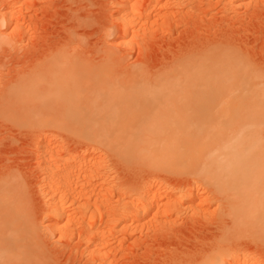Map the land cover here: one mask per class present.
Wrapping results in <instances>:
<instances>
[{
    "label": "rangeland",
    "instance_id": "374dc122",
    "mask_svg": "<svg viewBox=\"0 0 264 264\" xmlns=\"http://www.w3.org/2000/svg\"><path fill=\"white\" fill-rule=\"evenodd\" d=\"M20 1L28 2L20 6V16L0 30V92L22 73L26 75L28 68L31 71L51 53L62 51L65 44L66 51L82 53L91 62L112 53L116 62L112 61L111 69L125 77L135 67L156 72L174 58L190 55L209 44L216 46L213 50L219 47L221 52L235 47L264 73V0H160L156 7H148L149 17L137 22L141 25L137 27L140 33L136 39L130 31L120 33L118 0ZM140 1L148 4V0ZM7 11V0H0V17L6 19ZM23 21L26 26L22 29ZM109 28H115L114 37L106 31ZM1 97L0 93V105ZM86 97L74 100L72 109L77 110L76 114L86 110V104L93 109L99 106L101 111L112 104L106 95ZM139 99H115L114 108L131 113L120 118L116 131V123L98 114H75L77 117L68 118L56 112L48 117L28 111L18 115L10 110L6 117L0 113V173L15 170L23 176L28 208L36 225L33 227L45 249L55 256L57 264H169L175 259L197 260L209 249H223L224 243L230 241L226 246L230 245L231 251L226 248L227 252H234L236 246L249 256L243 257L244 264H264L261 211L248 207V211L241 208L230 212L227 202L218 199L216 191L182 170L183 143L175 137H184L180 128L184 123L176 115L191 105L188 99L177 101L169 109L167 106V115L157 121L148 120L149 116L141 118L134 112L151 109L153 113L158 105L162 107V102L156 101V106H152L155 101ZM177 121L182 122L179 127ZM103 135L110 142L113 139L111 147L104 143L105 138L102 142L97 140V136ZM115 138L120 142L116 143ZM48 141L52 142L55 161L71 156L72 160H84L85 166L90 167L86 181V177L80 176L83 167L82 171L75 169L79 177L76 174L78 183L74 187L81 196L74 193L75 198L71 193L78 201L69 200V195L64 203L72 214V220L61 219L65 227L71 225L68 231H73L67 239V235L58 239L50 232L55 222L47 216L46 198L39 187L42 146ZM98 241L100 251L106 254L102 261L91 254ZM223 254L227 261L230 254Z\"/></svg>",
    "mask_w": 264,
    "mask_h": 264
},
{
    "label": "bare ground",
    "instance_id": "6f19581e",
    "mask_svg": "<svg viewBox=\"0 0 264 264\" xmlns=\"http://www.w3.org/2000/svg\"><path fill=\"white\" fill-rule=\"evenodd\" d=\"M26 2L7 0L8 17L6 19L9 18L7 24L12 23L21 14L20 6ZM159 2L161 3L160 0H148V4H142L140 0L137 3H131L130 0H118L116 7L120 33L130 31L132 38L136 39L140 33L137 28L140 23L137 22L149 17L148 9L156 7ZM25 24L26 22L23 21L20 28L23 29ZM136 24L138 26L135 27ZM28 29L31 30V27ZM225 45L227 46V44L221 46ZM229 46L231 47V45ZM65 47L62 46V51L59 49L60 51L51 53V56L47 55L48 57L42 59L40 63L38 62L39 64H35L34 68L31 67V71L28 68V72H24L26 75L22 73L21 75L24 76L20 75L16 81L7 85L0 92L2 95L1 117H6V114L12 110L11 112L17 111L18 115L28 111L32 115H46L48 117L52 112H56L61 116L73 118L72 116L76 114L74 111L77 110H73L75 107L72 106H74L77 98H85L87 95L86 98L94 99L106 95V97L111 98L110 108L107 107L101 111L99 106L93 109L94 107L91 108L86 104L87 109L76 115L85 117L98 114L100 118L107 117L109 121L117 124L116 131L119 129L120 118L129 117L131 113L128 109L126 111L114 108L112 105L116 102L115 99L124 101L131 98L148 99L155 101L152 106L157 104L156 101L162 102L160 104L162 107L158 105L161 111L158 106L156 107L157 110L154 107L156 113L155 111L152 113L151 109L144 110L143 113L134 112V115L136 114L141 118L149 116L147 119L150 118L153 121L167 115V110L164 111L167 106L169 109L177 101L183 98L188 99L191 105L176 115L184 123L183 127L180 126L182 122L179 121L176 125L182 129L181 134H184V137H175L176 141L183 143L180 160V164L183 166L182 170L198 178L202 184L209 185L212 191H216L218 199L227 202L230 212L241 208L248 211L250 208L251 210L259 209L264 215L263 70L260 71L261 69L259 70L256 66L255 68L253 63L237 50H234L235 47L229 50L226 47L227 50L224 48L225 51L222 50L224 52H221L218 51L219 47L213 50L216 46L213 47V44H209L204 49L201 47L202 49L199 48L201 49L199 51H197L198 49L192 51L193 53L190 55L174 58L156 72H148L143 67H135L134 69L131 68L132 70L125 77L111 69L114 66L111 65V63L114 64L112 53L107 52L102 60L91 62L92 60L88 61L82 53L75 52L74 54L68 49L66 51ZM80 106L82 108H77L79 111L84 109L82 104ZM76 115L75 117H77ZM112 130L114 131V128ZM104 138V135L97 136L99 142H102ZM105 139L104 143H109L108 145L111 147L113 144L110 143H113V139L111 142L109 141L110 138L109 140L108 138ZM117 140L119 141V139H116V143ZM50 141L46 143L47 145L42 146V148L44 147L41 153L43 156L42 178L39 187L46 198L47 216L55 222L53 225L55 227H52L50 232L53 231L56 236L58 235L57 238L67 235V239L70 237L69 232L73 231H68L71 225L66 226V229V224L64 222L62 224L61 219L65 217L69 220L72 214L66 210L67 207L65 208L64 203L69 195L71 196L69 200L78 201L75 200L77 196L73 195L75 193V195L81 196L76 190L77 187H74L78 183L75 176L78 170L82 171L80 168L83 167V172L80 175H83V178L80 177V181L84 177H86V181L89 173L86 171L90 167L85 166L84 160V162L81 160L84 163L81 165L79 159L72 160L71 156L63 157L58 162L55 161L53 145ZM178 146L176 147L178 148ZM71 161L76 162V164ZM78 162L79 164H77ZM77 168L79 169L75 172ZM77 176L79 177V174ZM77 176L76 178H78ZM22 177L15 170L0 173V264H57L54 260L55 256L53 258V254L51 255L45 249L46 246L43 244L39 232L34 230L36 225L34 226V220L28 208V194ZM150 193H154V191L151 190ZM85 205L87 204L81 203V206ZM143 210L146 211L144 208ZM93 217L95 218V216ZM98 243V246H95L97 248L92 250L91 254H93L92 258H98L102 261L106 254L104 255L100 251V242L98 241ZM226 243H230V241L225 242V245L222 244L224 245L223 249L221 246H217L220 249L212 247L214 251L216 250L215 252L211 248L212 250L209 249L197 260L196 258L188 260L184 258L185 261L175 259L169 264H226L227 262L229 264H244L245 261L243 260L249 256H245L246 253L244 254L243 249H237L236 246H234L235 249L231 247L234 252L230 253V245L228 248ZM226 248L229 249V253ZM223 252L228 253L226 256L230 254L229 261L224 259ZM244 256L247 258H243ZM99 260L97 261L100 262Z\"/></svg>",
    "mask_w": 264,
    "mask_h": 264
},
{
    "label": "clouds",
    "instance_id": "9594fccd",
    "mask_svg": "<svg viewBox=\"0 0 264 264\" xmlns=\"http://www.w3.org/2000/svg\"><path fill=\"white\" fill-rule=\"evenodd\" d=\"M6 27H7V20L3 17H0V30L5 29ZM106 31L110 33L111 37L115 36V28H109Z\"/></svg>",
    "mask_w": 264,
    "mask_h": 264
}]
</instances>
